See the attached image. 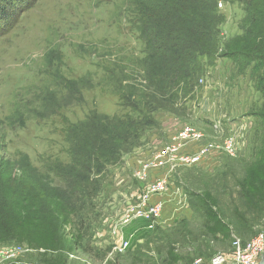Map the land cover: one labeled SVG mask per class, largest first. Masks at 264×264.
<instances>
[{
    "label": "trees",
    "instance_id": "obj_1",
    "mask_svg": "<svg viewBox=\"0 0 264 264\" xmlns=\"http://www.w3.org/2000/svg\"><path fill=\"white\" fill-rule=\"evenodd\" d=\"M24 1L0 0V31L11 30L28 8ZM220 1H130L143 46L141 58L131 64L137 71L134 84L124 91L122 84L130 78L121 62L101 68L96 83L97 88L111 85L121 111L106 115L92 109L80 120L64 117L59 131L63 156L49 164L34 167L25 155L13 161L0 155V242L51 251L54 257L41 258L46 264H66L75 249L87 252L89 232L94 236L102 222L96 208L107 170L137 148L144 132L156 127L158 112L175 116L180 108L188 111V103L200 93L197 82L217 59L231 63L233 78H248L258 96L246 111L254 126L248 155L232 158L221 150L226 157L219 168L229 170L201 175L200 193L183 189L187 205L199 216L197 236L182 224L164 236V246L158 249L167 250L163 264H192L204 256L201 251L181 256L175 249L181 241L188 244L189 237L192 244L208 247L226 246L235 239L247 242L259 234L264 227V0H240L243 15L236 34L227 40L221 39L225 16L218 11ZM92 78L87 73L51 82L53 91L41 97L34 117L83 110L85 95L94 88ZM67 225L72 233L63 235L61 228ZM44 231L50 236L47 241L39 239ZM134 254L130 258H147L140 251Z\"/></svg>",
    "mask_w": 264,
    "mask_h": 264
},
{
    "label": "rangeland",
    "instance_id": "obj_2",
    "mask_svg": "<svg viewBox=\"0 0 264 264\" xmlns=\"http://www.w3.org/2000/svg\"><path fill=\"white\" fill-rule=\"evenodd\" d=\"M130 1L26 0L28 8L19 15L11 30L0 31V155L5 160L13 161L25 155L34 167L40 163L49 164L55 157L63 156L59 131L64 117L70 121L74 118L80 120L92 109L106 115L119 113V102L112 95L111 85L97 88L96 83L100 81L101 68L121 62L119 65L126 69L125 76L130 78L122 84L124 91L126 85L134 84L133 76L137 71L131 64L141 58L143 46L135 30ZM219 4L218 11L225 16L221 39L227 40L237 32V24L243 15L241 4L240 0H222ZM231 70L229 61L217 59L204 78L197 82L200 93L188 103V111H184L185 107L184 110L180 108L175 116L158 112L156 127L144 132L137 148L117 166L107 170L104 192L96 208L102 222L94 236L89 232L87 252L75 249L69 253L66 264H163L167 250L158 247L164 246V236H171L172 231L182 224H186L185 227L197 236L199 216L184 201V190L200 193L201 175L213 177L220 174L222 157H226L221 150H216L196 166L177 169L175 175L169 177L168 192L152 198V204L164 199L162 224L154 228L160 232L147 230L145 222H134L122 230L125 237L133 239H130V250L124 253L114 251L118 241L116 233L121 231V227L117 226L118 217L129 204L134 203L137 193L144 191L146 185L143 187L131 177V169L138 165L139 159H147L150 150L161 146L175 130L183 125H192L218 146L224 140L232 139L237 155L247 158L254 126L246 111L258 102V96L248 78H233ZM87 73L95 76L92 78L94 88L86 93L83 110L72 109L46 119L34 117L41 97L46 95L47 90L53 91L49 86L51 82L79 78ZM215 123L216 128L213 127ZM186 149L193 153L196 146L190 145ZM228 170L221 169L224 172ZM162 177H166V171L154 170L148 174L147 180L155 182ZM61 233L71 234L70 226L62 227ZM260 233H264V227L259 230ZM49 237L46 231L39 235L42 241H47ZM188 241V244L181 241L175 249L181 256L196 248L201 251L204 256L196 257L192 264L197 260H200L199 264H209L212 257L227 254L232 247V244L200 247V244H192V237ZM17 247H25L32 252L6 264H46L41 258L54 257L51 251L44 248L38 250L27 243L0 242V250ZM137 251L147 258H130L136 257L134 253Z\"/></svg>",
    "mask_w": 264,
    "mask_h": 264
},
{
    "label": "built area",
    "instance_id": "obj_3",
    "mask_svg": "<svg viewBox=\"0 0 264 264\" xmlns=\"http://www.w3.org/2000/svg\"><path fill=\"white\" fill-rule=\"evenodd\" d=\"M221 7V4L218 5ZM196 146V151L190 153L186 147ZM216 150H222L226 155L237 157V151L232 139H226L221 146L207 141L205 136L192 125H183L175 130L163 146L150 150L147 159L140 161L131 169V177L141 185H145L144 191L138 192L133 204H129L120 214L117 226L121 231L116 233L118 239L114 251L124 253L130 247L131 237H125L122 230L134 222L146 223L147 230H153L161 223V215L164 207L162 201L152 204L154 196H163L168 192L169 177L176 173L180 167H193L201 163ZM189 152V153H186ZM136 164V163H135ZM154 170L166 171V177L149 182L148 174ZM147 186V187H146ZM184 201L185 197H184ZM32 252L25 247L0 250V264L7 261H15L20 255ZM264 252V233H260L249 242L242 244L239 239L232 242L231 251L227 254H217L212 257L209 264H258ZM197 260L195 264H199ZM6 264V263H5Z\"/></svg>",
    "mask_w": 264,
    "mask_h": 264
},
{
    "label": "water",
    "instance_id": "obj_4",
    "mask_svg": "<svg viewBox=\"0 0 264 264\" xmlns=\"http://www.w3.org/2000/svg\"><path fill=\"white\" fill-rule=\"evenodd\" d=\"M258 264H264V252H263Z\"/></svg>",
    "mask_w": 264,
    "mask_h": 264
},
{
    "label": "crops",
    "instance_id": "obj_5",
    "mask_svg": "<svg viewBox=\"0 0 264 264\" xmlns=\"http://www.w3.org/2000/svg\"><path fill=\"white\" fill-rule=\"evenodd\" d=\"M234 35H235V34H234ZM234 35H233V36H234ZM222 117H224V118H225V115H223ZM197 121H198V119H197ZM196 124H199V122H196ZM216 124H217V123H215V124L213 125V127H214V128H216V127H217V125H216ZM165 199H166V198H165ZM163 200H164V199H163ZM163 200H162V202H163ZM163 203H164V202H163Z\"/></svg>",
    "mask_w": 264,
    "mask_h": 264
}]
</instances>
